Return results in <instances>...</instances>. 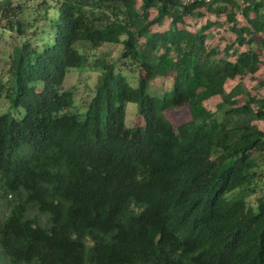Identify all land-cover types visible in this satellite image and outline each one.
Segmentation results:
<instances>
[{
  "label": "trees",
  "instance_id": "trees-1",
  "mask_svg": "<svg viewBox=\"0 0 264 264\" xmlns=\"http://www.w3.org/2000/svg\"><path fill=\"white\" fill-rule=\"evenodd\" d=\"M205 14L235 34L223 55L218 20L185 26ZM0 27L18 39L0 76V264H264V96L225 87L262 64L264 0H0ZM106 43L118 56L71 110L67 73Z\"/></svg>",
  "mask_w": 264,
  "mask_h": 264
},
{
  "label": "rangeland",
  "instance_id": "rangeland-1",
  "mask_svg": "<svg viewBox=\"0 0 264 264\" xmlns=\"http://www.w3.org/2000/svg\"><path fill=\"white\" fill-rule=\"evenodd\" d=\"M237 19L241 24H245L244 17L242 13H237ZM207 20H218V25L213 26L209 30L208 45L210 47L218 48L221 51V55L224 53V49L227 45H232L235 41V34L230 29V24L225 21V17L217 19L214 15L205 14L203 17H188L186 19L185 26L196 30L201 25L205 24ZM168 20L165 21L161 26L154 25V29H164L168 25ZM46 34H41L37 36L33 41L34 43H40L43 39H46ZM0 38H1V50L0 55L6 60L0 61V76H6L8 70V57L7 55L11 53L14 45L18 43L17 37L0 27ZM234 48H238L237 45ZM81 50V48H79ZM240 50L245 49V47H240ZM121 50V45L116 43H106L96 49L88 50V60L87 64L80 67L72 68L66 75L64 81V88L68 89L75 87L74 92V103L71 110H78L80 113H84L87 109V104L94 94L95 85L97 83L98 77L101 73V69L97 66V62L103 59H108L109 61L115 59ZM232 51V50H231ZM235 55L231 58H234ZM262 64L256 73H249L243 77H237L231 79L226 83V90L230 91L238 83H242L251 93L257 96H264V50L261 51ZM127 72V71H125ZM168 82V80H166ZM135 85V82H131ZM160 84V81H156ZM153 94H159L158 90H151ZM241 99V97H240ZM4 98L0 101V111H7L9 109V104H6ZM221 100L220 96H215L206 102V106L212 110L216 109L218 102ZM125 123L128 126H136L143 124V117L137 113V106L134 102H126L125 104ZM24 112V108L20 107L14 110L13 115L20 116ZM166 117L170 119L175 126L182 124L191 118V113L187 104L170 108L166 110ZM256 123L264 129V121L258 120ZM257 194L261 195L264 191V177H261L259 184L257 186ZM256 195L250 196L251 200L255 199Z\"/></svg>",
  "mask_w": 264,
  "mask_h": 264
},
{
  "label": "built area",
  "instance_id": "built-area-1",
  "mask_svg": "<svg viewBox=\"0 0 264 264\" xmlns=\"http://www.w3.org/2000/svg\"><path fill=\"white\" fill-rule=\"evenodd\" d=\"M179 1L183 4H190V3H193L196 1L213 2V1H217V0H179ZM236 1L242 2L244 0H236Z\"/></svg>",
  "mask_w": 264,
  "mask_h": 264
}]
</instances>
